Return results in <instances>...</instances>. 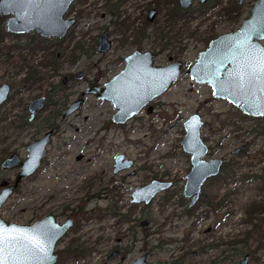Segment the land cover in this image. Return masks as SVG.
Returning a JSON list of instances; mask_svg holds the SVG:
<instances>
[{"label":"rangeland","instance_id":"1","mask_svg":"<svg viewBox=\"0 0 264 264\" xmlns=\"http://www.w3.org/2000/svg\"><path fill=\"white\" fill-rule=\"evenodd\" d=\"M155 1L158 0H79L70 14L78 20L76 27L66 41L54 47L59 69L53 72L40 67L41 82L33 86L21 85L26 70L20 71L17 59L16 48L28 39L5 37L0 42V85L7 84L11 89L0 109V159L4 151L9 154L18 149L24 157L23 146L36 133L43 132L47 121L56 126L39 172L24 180L0 208V219L28 225L49 213L59 223L71 216L75 224L56 247L57 264H129L144 253L155 264H237L243 256L239 251L249 255L248 264H264V213L250 222L244 209L247 203L262 200L264 183L242 179L263 174L264 118H249L227 102L214 99L209 86L196 84L184 71L165 94L151 103V113L144 110L124 125L111 122L114 110L110 103L92 96H86L77 112L61 120L65 108L83 90L102 88L123 69L122 58L137 48L133 45L137 29L144 27L148 5ZM216 1L218 11L195 7L175 28L167 27L166 37L182 39L181 46L176 39L178 46H173V50L164 48L168 40L157 41L155 31L163 19L161 13L147 26V38L140 47L157 52V66L178 60L188 69L205 49L206 40L238 27L257 0L242 4L239 17L232 9L237 0ZM221 8L231 9V14L219 15ZM123 22L131 25L127 32L116 28ZM103 31L109 34L112 49L101 55L95 49L97 37ZM76 43L84 52L70 63L63 52ZM43 56L35 58L37 61L32 64L40 63ZM80 74L84 76L78 79ZM64 79L66 84L62 83ZM41 96L46 98V104L34 125L13 129L11 121L5 119L27 122L28 104ZM194 114L204 122L201 138L209 148L206 159H222L239 167L233 181L220 186V195L231 192V203L219 213L205 207L200 199L187 213L189 201L182 196L184 177L191 166L180 143L184 137L183 123ZM238 147L242 150L232 155ZM118 155H124L133 166L114 175V158ZM7 173L0 171V180L13 176ZM154 180L171 182L173 186L149 206L131 204L132 192ZM217 184L207 182L202 192L211 193ZM110 204L120 208V215L130 216V222L119 226L118 218L108 215ZM228 210L230 218L218 224ZM143 222H147L144 227ZM254 224H260L256 231ZM248 232L250 238L245 244L240 243ZM73 246L83 253L62 259L60 253ZM115 250L119 251L118 257L107 262Z\"/></svg>","mask_w":264,"mask_h":264},{"label":"water","instance_id":"2","mask_svg":"<svg viewBox=\"0 0 264 264\" xmlns=\"http://www.w3.org/2000/svg\"><path fill=\"white\" fill-rule=\"evenodd\" d=\"M75 0H0V14L10 17L6 22V31L11 34L35 33L43 39L63 38L75 23L73 19H64V15ZM192 0H179L183 8L190 6ZM201 3L207 0H199ZM249 0H238L244 4ZM154 15L150 12L149 16ZM13 16V17H12ZM264 0H257L252 6L249 15L244 19L238 29L222 34L213 39L207 48L201 51L196 61L188 69L181 62H174L164 67L155 65L154 56L150 52L134 51L124 57L123 69L103 87H88L83 90L80 97L72 102L64 113L63 118L72 115L84 105L86 96H93L98 101L110 103L115 114L111 121L115 125H123L147 108L151 112L150 103L165 94L181 73L185 71L190 79L199 85H207L211 89L214 99L222 100L238 109L243 115L252 119L264 118V91L256 85L250 91L239 92L231 89L225 90L221 85H227L229 73H234L251 65H256L260 60V53L264 52ZM111 48L107 33L98 37L96 53L106 54ZM83 74L77 76L81 78ZM9 93V87H0V105L3 104ZM44 98L34 100L29 105L32 116L43 107ZM204 127L202 118L194 114L183 123L184 137L180 143L183 153L189 156L190 170L184 177L185 184L182 196L189 201L192 209L198 203L206 183L220 175L224 161L222 159L207 160L208 146L201 138ZM51 133L46 134L41 140L27 148L29 153L25 162H20L16 155L2 162V169L22 167L15 182L1 191L0 208L4 206L12 193L17 189L20 181L35 173L46 155V146L50 141ZM242 147L232 151L238 154ZM114 174L132 168L133 162L126 160L124 155L114 158ZM171 182L154 180L148 185L136 188L131 196L133 205L149 206L161 193L172 188ZM142 227L147 222L141 223ZM73 223L67 219L58 223L51 216L44 217L32 225H16L6 223L0 219V230L5 236L23 240L24 237L37 236L35 230L55 234V239L49 245V259L44 264H57L58 254L56 247L72 228ZM40 239H43L41 236ZM25 255L19 249H7L4 255L6 260L20 258ZM117 252L108 258L110 262ZM249 256L245 255L237 264H248ZM129 264H153L147 261V255L137 257Z\"/></svg>","mask_w":264,"mask_h":264},{"label":"trees","instance_id":"3","mask_svg":"<svg viewBox=\"0 0 264 264\" xmlns=\"http://www.w3.org/2000/svg\"><path fill=\"white\" fill-rule=\"evenodd\" d=\"M165 4L167 5L165 10V15H164V24H162L163 26H161L159 29H157L155 31V35L157 36L156 39H158L159 41H163L164 39H166V35H167V30L165 29L166 25H174L177 24L175 23L178 18L181 16L182 11L179 9V7L174 4L173 2H165ZM233 12L237 13V17H239L240 15L238 14L240 11V7L239 6H235V8H232ZM226 16H229L231 14V9H226V12L224 13ZM175 21V22H174ZM178 22V21H177ZM145 27H142V31L139 32L140 37L142 38V41L147 38L146 35V23H144ZM121 27L120 30L127 32V30L129 29V26L123 22L122 24H117V28ZM138 32V30H137ZM6 34L3 32V34L0 36V41L3 40V38H5ZM178 40L177 37H173V38H167V43H164L163 46L164 48H171L172 50L174 49V41ZM181 40V39H180ZM180 40H178V42H180ZM141 41V39H140ZM170 41L172 43H170ZM61 44V43H59ZM134 44V43H133ZM179 44V43H178ZM135 46H140V42L135 43ZM180 45V44H179ZM48 47H52L50 46V42L48 40H41L39 39L37 36L33 35L31 36V38L29 39V44L28 47L26 48V50H24V52H20L19 56L17 59H19L20 62V71L26 70V74L22 79L21 85L25 86V85H29V86H33L36 85L38 83L41 82V72L40 67L43 69H51L53 72H55L58 68V59L55 56L54 51H51L50 48ZM177 47V45L175 46ZM51 51V52H50ZM41 52H45L46 55L44 56L43 60L39 63L40 65H33L32 62L33 58ZM84 50L82 49V46L78 43L76 45H74L73 47L69 48L67 47L65 49V51L63 52L64 57L66 58V60L70 63H74L76 61V59L78 58L79 54L83 53ZM24 54V55H22ZM28 56L31 57V59H28ZM39 66V67H38ZM230 164L229 162H224L222 171L220 173V175L215 178L214 180H211L212 182H216L218 183L216 185V187L214 188V190L211 193L206 194V190H204V192H202L200 201H202L203 205L205 207H207L208 209L212 210V212L214 213H219L223 208H226L228 205H230L231 203V192L230 193H224L223 195H220V186H222V183H225L227 185H229L231 183V181H233V174L236 170V168L238 166ZM239 168V167H238ZM243 180L246 181H251V182H256V183H264V169H263V174L261 176H244L242 177ZM210 181V182H211ZM209 184V182H208ZM233 191V190H230ZM235 193V191H233ZM245 213L247 215V220H249L251 222V219L254 217H257V215H260L262 213H264V197L262 198V200L257 201H251L249 203H247L245 206ZM82 212V209H80ZM120 208L117 207H113L112 204H110L109 208H108V215L111 216L112 218H118L117 219V224H119V226L124 223H128L130 222V216L127 215H120ZM191 209L187 210V213H190ZM82 214H85L84 211L82 212ZM207 214V213H206ZM230 218V211H226L223 214V217L221 219H219L220 221H217L218 224L222 223L223 221H227ZM254 230H258L260 227V224H254ZM251 236V232H248L245 235V238L241 240L240 243L245 244V241H247ZM75 248V249H73ZM72 249H68V250H64L61 254V258L65 259L66 257L70 258L73 255L78 257L83 253V250L79 247H75L73 246ZM238 250H242V249H238ZM238 252V251H237ZM239 253H241L240 255H243L242 258L246 254L243 251H239ZM73 254V255H72ZM238 255V254H237Z\"/></svg>","mask_w":264,"mask_h":264},{"label":"flooded vegetation","instance_id":"4","mask_svg":"<svg viewBox=\"0 0 264 264\" xmlns=\"http://www.w3.org/2000/svg\"><path fill=\"white\" fill-rule=\"evenodd\" d=\"M79 0H75L73 3H72V5L69 7V9H68V11L66 12V14L64 15V19H73L74 21H75V23H74V25L72 26V27H70L69 28V30L67 31V33H66V35H65V37H63V38H50V39H43V38H41L39 35H37V34H35V33H28V34H11V33H8L7 31H6V27H5V25H6V22H7V20L10 18V17H3L1 14H0V36L3 34V32L6 34V36L5 37H10V38H14V39H18L19 37H25V38H27L28 40H27V42H24L23 44L24 45H22V47H18V48H16L17 50H18V56H19V54H20V52L22 51V52H24V50H26V48L28 47V44H29V39L31 38V36H33V35H35V36H37L39 39H41V40H48L49 42H50V46H52V47H48V48H50L51 49V51H55L54 50V47H55V45H57L58 47L64 42V41H66V38L68 37V36H70L71 35V31L76 27V25H77V18L75 17V15L74 16H70V14H71V11H72V8H73V5L76 3H79L78 2ZM173 2L174 4H176L178 7H179V9L182 11V14H181V16L178 18V22L184 17V15L185 14H187V13H189V11H191V10H193L195 7L197 8V7H199L198 9H203V8H205L206 9V7H207V9L208 8H210V9H208V10H214V9H217V11L219 10V7H218V5H219V3L216 5L215 3L217 2L216 0H207L206 2H204V3H201L199 0H192L191 1V4H190V6L189 7H187V8H183V7H181L180 6V4H179V0H158V1H155V2H152L153 4H149L148 6V10H147V13H146V17H145V22L144 23H146V25L147 26H150V25H152L154 22H155V20L160 16V14L162 13V16H163V19H162V21H163V24H164V15H165V8H166V4H165V2ZM210 5H213V6H211L210 7ZM242 5V4H241ZM239 3H238V0H237V5L236 6H241ZM226 9L227 8H221L220 9V11H219V15H221L222 14V16H226L224 13L226 12ZM251 10V9H250ZM150 12H152V13H154V15H152V16H149V14H150ZM13 17V16H12ZM221 17V16H220ZM162 21H160L159 22V26L161 27V26H163V25H161L162 24ZM175 22V23H178V22ZM243 21V20H242ZM242 21L240 22V24L238 25V27H236V28H234V30H236V29H238L239 28V26L241 25V23H242ZM122 24V23H121ZM145 25V24H144ZM176 24H174V25H166L165 26V29L167 30V27L168 28H171V30L173 29V28H175L174 26H175ZM129 26V28H131V25L129 24L128 25ZM145 27V26H144ZM159 27V28H160ZM117 28V27H116ZM147 28V27H146ZM158 28V29H159ZM117 30L119 31L120 29H118L117 28ZM129 30V29H128ZM127 30V31H128ZM138 30V32H136L137 33V38H136V40L133 42L134 44L135 43H138V42H140V46H141V42H142V38L140 37V35L142 34H139V32H141L142 31V28H138L137 29ZM234 30H232V31H234ZM121 31V30H120ZM232 31H229V32H232ZM124 32V31H123ZM169 32H171V31H169ZM102 33H107V32H105V31H103V32H101L100 34H102ZM226 33H228V32H226ZM226 33H222V34H226ZM99 34V35H100ZM222 34H219V35H217V34H215L214 36H212L211 38H209V39H207L206 40V42H205V45H206V47H205V49L207 48V46H208V44L213 40V39H215V38H217L218 36H220V35H222ZM99 35H98V37H99ZM107 35H108V39H109V34L107 33ZM98 37H97V41H96V49H97V47H98ZM140 39H141V41H140ZM2 41V40H1ZM0 41V42H1ZM109 41H110V43H111V48H110V50L112 49V42H111V40L109 39ZM157 41L158 42H161V41H159L158 39H157ZM165 41H167V39H164L163 40V42H165ZM123 42H126L125 41V39H124V41ZM171 42V41H170ZM182 42V39L180 40V42H179V44H180V46H181V43ZM59 43H61V44H59ZM167 43V42H166ZM172 43V42H171ZM76 44H78V43H76ZM75 44V45H76ZM80 44V43H79ZM133 44V45H134ZM178 44V43H177ZM175 42L173 43V45L174 46H176L177 45ZM135 46V45H134ZM138 47V46H135V47H137L134 51H139V52H150V53H152L153 54V56H154V62H155V60H156V54H157V52H152V51H149V50H142V47ZM178 46V45H177ZM179 46V47H180ZM73 47V46H72ZM69 48H71L70 46H69ZM175 48V47H174ZM66 49V48H65ZM65 49H64V51H65ZM96 49H95V53H96ZM204 49V50H205ZM109 50V51H110ZM50 51V52H51ZM108 51V52H109ZM133 51V52H134ZM203 51V50H202ZM107 52V53H108ZM201 52V51H200ZM199 52V53H200ZM198 53V54H199ZM46 55V53L45 52H41V53H38L34 58H33V61H34V59L35 58H37L38 56H41V55ZM96 54H98V53H96ZM131 54V53H130ZM101 55H103V54H101ZM129 55V54H128ZM44 56H43V58H44ZM56 56V55H55ZM127 56V55H126ZM126 56H124V57H126ZM198 56V55H197ZM124 57L122 58V62H123V65H124ZM31 59V57L30 56H28V59ZM57 58V57H56ZM197 59V58H196ZM43 60V59H42ZM37 61V60H36ZM36 61H34V62H36ZM170 61V60H169ZM196 61V60H195ZM174 62H181V61H172V62H169L168 63V65L169 64H171V63H174ZM33 63V62H32ZM182 63V62H181ZM183 64V63H182ZM34 65V64H33ZM37 65H39V63H35V66H37ZM155 65H156V63H155ZM193 65V64H192ZM157 66V65H156ZM167 66V65H166ZM184 66V65H183ZM39 67V66H38ZM59 67H60V65H59V63H58V68H57V70L59 69ZM124 67V66H123ZM158 67H164V66H158ZM185 67V66H184ZM56 70V71H57ZM118 74V73H117ZM117 74H115V75H117ZM114 75V76H115ZM83 76H84V74H83ZM82 76V77H83ZM113 76V77H114ZM81 77V78H82ZM112 77V78H113ZM111 78V79H112ZM78 79H80V78H78ZM110 79V80H111ZM67 83V81L64 79V81L62 82L63 84H66ZM2 85H7V84H2ZM2 85H0V87L2 86ZM8 86V85H7ZM9 87V86H8ZM10 91H11V89H10V87H9V93H8V95H7V99H6V101L3 103V104H1L0 105V109H1V107L7 102V100H8V98H9V94H10ZM80 97V96H79ZM93 97V96H92ZM39 98H44L45 99V102H44V105H43V107L34 115V117L31 119V116H32V114H31V112L29 111V105L34 101V100H37V99H39ZM95 98V97H94ZM96 99V98H95ZM97 100V99H96ZM76 101V100H75ZM154 102V101H153ZM152 103V102H151ZM151 103H150V107H151ZM45 104H46V98L44 97V96H41V97H37V98H35V99H33L29 104H28V106H27V112H28V114H29V116H28V119H27V122H24V121H18V119H17V121L16 122H14V119L12 120V119H5V120H7V121H11V123L13 124V129H17V128H22V127H29V126H33L34 125V122H35V120H36V117L38 116V114L39 113H41V111L43 110V108H44V106H45ZM71 104V103H70ZM69 104V105H70ZM68 105V106H69ZM111 105V104H110ZM67 106V107H68ZM66 107V108H67ZM66 108H65V110H64V112L62 113V115H61V120H64V119H66V118H68V117H66V118H63V116H64V113H65V111H66ZM113 109V108H112ZM144 110H146L147 111V108L146 109H144ZM143 110V111H144ZM78 111V110H77ZM76 111V112H77ZM143 111H141L139 114H141ZM151 112H152V108H151ZM150 112V113H151ZM75 113V112H74ZM73 113V114H74ZM148 113V112H147ZM72 114V115H73ZM114 114H115V111H114ZM113 114V115H114ZM138 114V115H139ZM58 115V114H57ZM56 115V116H57ZM137 115V116H138ZM71 116V115H70ZM113 117V116H112ZM112 117H111V119H112ZM136 117V116H135ZM0 121H1V119H0ZM112 122V121H111ZM113 123V122H112ZM126 124V123H125ZM115 125V124H114ZM124 125V124H123ZM55 129H56V126L55 125H52V123L50 122V121H47V124H46V128L43 130V132H39V133H36V135L32 138V141H30L28 144H26V145H24L23 146V148H22V150H25V156L24 157H22L21 155H20V151H19V149L18 150H11L10 152H9V154L7 153V152H3V156H2V158L0 159V165L2 164V162L3 161H5L6 159H8V158H10V157H12L13 155H16L18 158H19V160H20V162H25L26 161V159H27V157H28V155H29V153H28V151H27V148L29 147V146H31V145H34L35 143H37L39 140H41L46 134H48V133H51V135H50V141H49V143H48V145L46 146V155H45V157L43 158V160H42V163H41V165H40V167L35 171V173L33 174V175H31V176H29V177H27V178H23L21 181H20V184H19V186L17 187V189L12 193V194H14L17 190H19V188L21 187V185H22V183L24 182V180H27V179H29V178H31V177H33V176H35L38 172H39V169L41 168V166H42V164H43V162H44V160H45V158H46V156H47V148L49 147V145H50V142H51V139H52V137H53V135H54V132H55ZM115 164V163H114ZM22 170V167L20 166V167H16V168H12V169H2L1 167H0V171H2V172H8V173H12L13 174V176H11V177H8V178H5V179H1L0 180V193H1V191H3L4 189H6L7 187H9L10 185H12L14 182H15V180L17 179V176H18V174L20 173V171ZM7 173V174H8ZM120 173V172H119ZM113 174H114V169H113ZM114 175H116V174H114ZM217 178V177H216ZM215 178H213V179H210L208 182H210L211 180H214ZM173 186V185H172ZM170 190V189H169ZM168 191V190H167ZM202 195V194H201ZM11 197V196H10ZM189 208V207H188ZM189 210H190V208H189ZM53 216L54 218H55V220L58 222V219H57V217L54 215V214H47V215H45L44 217H47V216ZM43 217V218H44ZM43 218H41V219H43ZM41 219H39V220H37V221H35V222H32L31 224H28V225H32V224H34V223H36V222H38V221H40ZM67 219H69V220H71L72 221V223H73V226H72V228L74 227V219H72V217L71 216H67L65 219H64V221L62 222V223H64ZM59 223V222H58ZM16 225H21V224H16ZM71 228V229H72ZM70 229V230H71ZM69 230V231H70ZM69 233V232H68ZM67 233V234H68ZM67 234H66V236H67ZM65 236V237H66ZM64 237V238H65ZM63 238V239H64ZM113 252H117V255L115 256V257H113V259L114 258H116V257H118V255H119V251H117V250H115V251H113ZM112 252V253H113ZM57 253V252H56ZM111 253V254H112ZM58 255H59V253H57ZM110 254V255H111ZM144 254H146L147 255V261H148V254L147 253H144ZM109 255V256H110ZM108 256V257H109ZM249 256V255H248ZM112 259V260H113ZM242 259V258H241ZM240 259V260H241ZM249 259H250V257H249ZM58 260H59V258H58ZM111 260V261H112ZM239 260V261H240ZM110 261V262H111ZM238 261V262H239ZM149 262V261H148ZM149 263H151V262H149ZM153 264H155V263H153ZM158 264H175V263H173V262H168V263H158Z\"/></svg>","mask_w":264,"mask_h":264},{"label":"snow or ice","instance_id":"5","mask_svg":"<svg viewBox=\"0 0 264 264\" xmlns=\"http://www.w3.org/2000/svg\"><path fill=\"white\" fill-rule=\"evenodd\" d=\"M229 81L227 85H221V87L225 90L231 89L244 93L260 85L261 91H264V52L260 53L258 64H249L246 69L229 73ZM35 231L37 236L24 237L21 241L5 236L0 230V264H44V261L49 259V245L55 239V234L41 233L40 229ZM41 236L43 239H40ZM7 249H19L25 255L9 261L4 258Z\"/></svg>","mask_w":264,"mask_h":264}]
</instances>
